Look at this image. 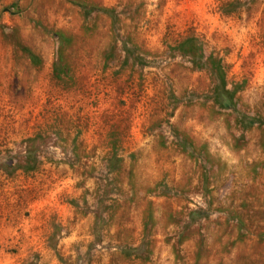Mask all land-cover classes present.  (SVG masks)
Wrapping results in <instances>:
<instances>
[{
  "label": "rangeland",
  "instance_id": "374dc122",
  "mask_svg": "<svg viewBox=\"0 0 264 264\" xmlns=\"http://www.w3.org/2000/svg\"><path fill=\"white\" fill-rule=\"evenodd\" d=\"M0 264H264V0H0Z\"/></svg>",
  "mask_w": 264,
  "mask_h": 264
},
{
  "label": "trees",
  "instance_id": "16d2710c",
  "mask_svg": "<svg viewBox=\"0 0 264 264\" xmlns=\"http://www.w3.org/2000/svg\"><path fill=\"white\" fill-rule=\"evenodd\" d=\"M175 49L181 51L185 58H187L192 66L196 67V69H201L202 67L207 69L206 67L208 66L209 72H211L217 79V84L215 85V89L213 91L215 103L224 110L234 109L232 93L225 89L224 73L220 62L212 57H209L210 64L208 65L206 63L207 61L199 52L200 46L197 40L192 37L186 38L180 42Z\"/></svg>",
  "mask_w": 264,
  "mask_h": 264
}]
</instances>
